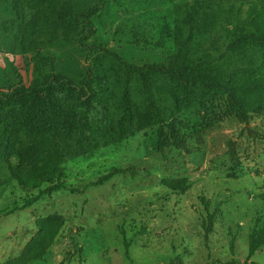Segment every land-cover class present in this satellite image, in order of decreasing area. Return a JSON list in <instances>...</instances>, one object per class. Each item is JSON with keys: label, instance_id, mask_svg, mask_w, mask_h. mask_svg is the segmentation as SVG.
<instances>
[{"label": "rangeland", "instance_id": "374dc122", "mask_svg": "<svg viewBox=\"0 0 264 264\" xmlns=\"http://www.w3.org/2000/svg\"><path fill=\"white\" fill-rule=\"evenodd\" d=\"M10 1L0 0V91L18 83L29 86L52 72L81 85L89 67L80 53L83 32L69 29L64 36L52 11L31 10L33 0H20V10H15ZM197 1L219 0H109L96 20L95 40L110 53L92 57L91 64L104 66L112 82L110 94L121 98L128 88L142 102L140 85L128 87L117 76L115 56L136 66L171 68L174 42L163 38L161 30L165 22L173 26L180 6ZM64 2L82 10L92 0H60L57 8ZM240 2L248 6L246 0ZM44 17L49 27L35 38L42 49L23 55L20 29L28 32ZM212 38L224 50L223 27ZM209 49L205 43L203 51ZM39 55L49 59L46 68L37 67ZM161 93L162 102L172 106L168 84ZM226 115L220 106L190 115L188 132L203 133L192 154L174 148L156 153L154 128L69 160L65 184L77 192L56 193L24 211H13L26 199L16 182L1 189L0 264L20 255L36 236L39 219L53 216L62 217L65 226L35 264H264V247L249 254L251 232L264 226V113L248 123ZM211 118L218 123L207 129ZM197 120L206 124L203 129L194 127ZM114 168H134L135 175L93 186ZM210 219L214 227L206 235Z\"/></svg>", "mask_w": 264, "mask_h": 264}, {"label": "trees", "instance_id": "16d2710c", "mask_svg": "<svg viewBox=\"0 0 264 264\" xmlns=\"http://www.w3.org/2000/svg\"><path fill=\"white\" fill-rule=\"evenodd\" d=\"M33 0V11L49 10L57 26L83 32L80 53L86 56L88 70L81 85L68 77L50 73L33 80L29 86L18 83L0 91V190L16 182L26 199L13 211L32 208L42 199L67 187L66 164L87 157L100 149L120 145L136 134L156 129L154 150L165 154L169 149L189 154L200 146L202 130L194 135L187 120L195 112L210 113L223 108L226 117L248 123L264 113V0H219L180 6L170 27L165 22L163 38L174 42V63L136 66L115 56L120 63L117 76L128 87H141L142 102L132 98L128 88L118 98L110 94L111 79L104 66L91 64V58L110 52L95 40L97 18L109 0H92L84 9L72 2ZM49 2V3H47ZM10 6L20 10V0ZM47 17L39 26L25 32L20 29L21 52H39L43 43L35 38L49 27ZM223 27L225 47L219 50L214 34ZM205 43L210 44L204 52ZM37 67L46 68L49 59L37 58ZM118 82V79L117 81ZM168 84L172 106L162 102L161 89ZM206 128H213L211 118ZM197 120L194 127L203 129ZM233 145L230 154L235 158ZM135 175V169L114 168L93 186L102 185L119 175ZM65 226L62 217L42 218L36 222L37 234L16 258L4 264H35L55 244ZM214 223L204 225L206 235ZM264 247V226L257 225L249 237V254ZM171 264H176L175 262ZM178 264H182L179 262ZM256 264V263H251Z\"/></svg>", "mask_w": 264, "mask_h": 264}]
</instances>
